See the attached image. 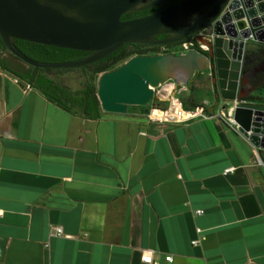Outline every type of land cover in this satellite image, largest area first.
<instances>
[{
  "label": "crops",
  "instance_id": "1",
  "mask_svg": "<svg viewBox=\"0 0 264 264\" xmlns=\"http://www.w3.org/2000/svg\"><path fill=\"white\" fill-rule=\"evenodd\" d=\"M211 99L186 124L88 120L0 70V264H264V156Z\"/></svg>",
  "mask_w": 264,
  "mask_h": 264
},
{
  "label": "water",
  "instance_id": "2",
  "mask_svg": "<svg viewBox=\"0 0 264 264\" xmlns=\"http://www.w3.org/2000/svg\"><path fill=\"white\" fill-rule=\"evenodd\" d=\"M167 1L0 0V39L9 53L34 68L76 69L99 62L127 44H174L206 31L209 57L197 49L181 56L140 55L101 74L97 82L101 110L126 114L129 107H139L148 114L155 90L177 79V71H187L190 78L212 69L217 106L227 109L233 103L238 132L264 151V105L240 101L247 44H264V0H182L141 18L121 20L125 14ZM162 35L166 38L158 39ZM15 40L89 55L70 62H37L20 52Z\"/></svg>",
  "mask_w": 264,
  "mask_h": 264
},
{
  "label": "trees",
  "instance_id": "3",
  "mask_svg": "<svg viewBox=\"0 0 264 264\" xmlns=\"http://www.w3.org/2000/svg\"><path fill=\"white\" fill-rule=\"evenodd\" d=\"M180 1L182 0H171L146 11L128 13L123 15L121 20L141 18ZM164 38H166L164 35L158 37V39ZM14 44L28 58L43 63L76 61L89 55L87 52L61 49L21 40H15ZM177 45L178 43L156 46L127 44L109 57L81 68L40 69L24 63L9 53L0 39V70L15 77L20 84L38 90L49 102L61 109L84 119L96 120L101 117V106L97 96V79L101 74L116 69L134 56L161 54L163 53L161 52L162 49H169ZM249 45L245 54L246 62L243 71L250 74L264 63V44L251 43ZM196 48L200 50L198 45ZM74 71H81L84 77V83L79 89H72L61 80L63 75ZM250 86L253 91L247 96L241 97L240 101L264 105V72L256 75L250 81ZM200 105L201 103L194 102L191 107L185 104L184 107L190 109Z\"/></svg>",
  "mask_w": 264,
  "mask_h": 264
},
{
  "label": "built area",
  "instance_id": "4",
  "mask_svg": "<svg viewBox=\"0 0 264 264\" xmlns=\"http://www.w3.org/2000/svg\"><path fill=\"white\" fill-rule=\"evenodd\" d=\"M201 37L207 41L210 40L209 34H201ZM199 41V40H198ZM199 44L204 48L207 49V46L199 41ZM191 43L184 44V49H188ZM166 84L162 85L161 87L155 90V99L151 101L148 105L149 112L147 114L148 118L151 121L157 122L159 124H186L195 120H208L211 118L216 117V114L210 112V106L208 104L202 103L200 106L195 108L186 109L182 100L180 99V95L182 94L183 90H178V86L176 84L175 87L171 90L167 98H161L158 96V93ZM185 90V89H184ZM156 101L163 102L161 104H157ZM166 104V106H163ZM235 105L232 107H228L227 109H223L218 116L225 118V120L230 124L232 128L238 130V125L234 122L233 119V112H234ZM259 163H262L261 160H258ZM236 171L235 167H230L225 170V174H233ZM198 214H202L203 211H198ZM54 235L55 236H64L63 230L60 227H55ZM203 236L200 239L193 240L192 245L197 247L200 245L201 241L203 240ZM166 260L168 262H172V257H167ZM142 262L145 264H154L152 252H147L142 257Z\"/></svg>",
  "mask_w": 264,
  "mask_h": 264
},
{
  "label": "rangeland",
  "instance_id": "5",
  "mask_svg": "<svg viewBox=\"0 0 264 264\" xmlns=\"http://www.w3.org/2000/svg\"><path fill=\"white\" fill-rule=\"evenodd\" d=\"M251 43H254V42H248L247 47H246V51H247L248 47L250 46L249 44H251ZM161 52H163L161 54H173L176 56H181V55L185 54V51L183 50V48H180V46H173L172 48H169V49H162ZM245 62H246V59L244 60V65H245ZM185 72H187V71H185ZM262 72H264V63L259 65L250 74L243 71L242 83H241V88H240V98L247 96L248 94H250L253 91V89L250 86V81L256 75H258ZM199 74L200 73H196L193 76H191L190 78H188L185 85L179 83L177 79H170L169 81L166 82V85L176 84L178 86L177 87L178 90L182 89L183 92L180 95V99L188 107H191V105H193V103H194V100H196V97L195 98L192 97V94H194V93H196V96L199 99H203V98L208 99L205 102V104L211 105V103L213 102L211 98L214 95V92H213L212 86H211L212 78L210 77L211 80L210 79H205V80L203 79V81H201V84L198 85L196 81H197V78L200 76ZM203 78H204V76H203ZM61 80L64 84L68 85L72 89H79L82 87V85L84 83V77H83V74L81 71H74V72L67 73V74L62 76ZM97 82H98V79H97ZM207 92H209L210 95H208ZM156 103L161 104L163 102L156 101ZM199 103H201V102H199ZM259 152H260L259 153L260 156H264V151H259Z\"/></svg>",
  "mask_w": 264,
  "mask_h": 264
},
{
  "label": "flooded vegetation",
  "instance_id": "6",
  "mask_svg": "<svg viewBox=\"0 0 264 264\" xmlns=\"http://www.w3.org/2000/svg\"><path fill=\"white\" fill-rule=\"evenodd\" d=\"M171 1V0H170ZM167 2H169V1H167ZM166 3V2H165ZM164 4V3H163ZM174 5V4H173ZM165 9V8H164ZM207 34V32L206 31H203V32H201V33H198V34H196V35H194V36H191V37H189V38H187V39H185V40H182V41H180V42H177L178 43V45L177 46H180V48H183V50L185 51V54L187 53V52H189L190 50H192V49H197L196 48V46L198 45L199 47H200V50H198V51H200L201 53H203L204 55H206V56H208L209 57V51H210V48H208L207 47V49H204L200 44H199V41H201L203 44H205L206 45V41L207 40H205V39H203L202 37H201V34ZM199 40V41H198ZM181 43V44H180ZM187 43H191V45L189 46V48L186 50V49H184V47H183V45L184 44H187ZM207 46V45H206ZM212 63V62H211ZM207 71H210V73L212 74L213 73V70L211 69V70H206V72ZM200 72V71H199ZM199 72H195V74L196 73H199ZM211 78H213V77H211ZM211 86H212V90H213V92H214V96H215V94H216V91H217V84H214L213 82H212V80H211Z\"/></svg>",
  "mask_w": 264,
  "mask_h": 264
},
{
  "label": "bare ground",
  "instance_id": "7",
  "mask_svg": "<svg viewBox=\"0 0 264 264\" xmlns=\"http://www.w3.org/2000/svg\"><path fill=\"white\" fill-rule=\"evenodd\" d=\"M177 80L179 83L181 84H186L188 78H189V74L183 70L181 71H177V73L175 74ZM175 87V85L170 84V85H165L161 91L158 93V96L161 98H167L169 93L171 92V90ZM260 142H263L262 138H259Z\"/></svg>",
  "mask_w": 264,
  "mask_h": 264
}]
</instances>
